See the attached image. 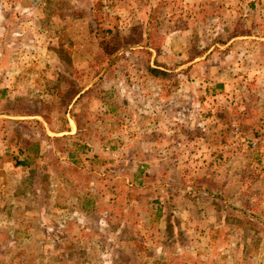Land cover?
Returning a JSON list of instances; mask_svg holds the SVG:
<instances>
[{
	"label": "rangeland",
	"instance_id": "1",
	"mask_svg": "<svg viewBox=\"0 0 264 264\" xmlns=\"http://www.w3.org/2000/svg\"><path fill=\"white\" fill-rule=\"evenodd\" d=\"M0 264H264V0H0Z\"/></svg>",
	"mask_w": 264,
	"mask_h": 264
}]
</instances>
